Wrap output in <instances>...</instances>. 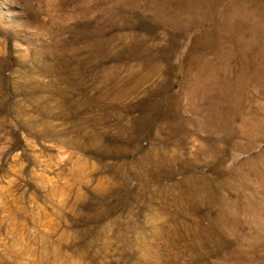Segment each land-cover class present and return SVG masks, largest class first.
Masks as SVG:
<instances>
[{"label":"rangeland","instance_id":"rangeland-1","mask_svg":"<svg viewBox=\"0 0 264 264\" xmlns=\"http://www.w3.org/2000/svg\"><path fill=\"white\" fill-rule=\"evenodd\" d=\"M0 264H264V0H0Z\"/></svg>","mask_w":264,"mask_h":264}]
</instances>
